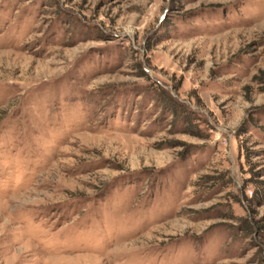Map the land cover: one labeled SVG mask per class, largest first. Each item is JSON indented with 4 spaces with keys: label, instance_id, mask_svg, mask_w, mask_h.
Listing matches in <instances>:
<instances>
[{
    "label": "rangeland",
    "instance_id": "obj_1",
    "mask_svg": "<svg viewBox=\"0 0 264 264\" xmlns=\"http://www.w3.org/2000/svg\"><path fill=\"white\" fill-rule=\"evenodd\" d=\"M0 264H264V0H0Z\"/></svg>",
    "mask_w": 264,
    "mask_h": 264
}]
</instances>
